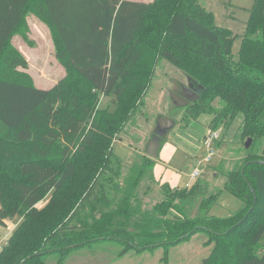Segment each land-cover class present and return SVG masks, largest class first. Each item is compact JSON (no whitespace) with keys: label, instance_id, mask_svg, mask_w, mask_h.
Instances as JSON below:
<instances>
[{"label":"trees","instance_id":"obj_1","mask_svg":"<svg viewBox=\"0 0 264 264\" xmlns=\"http://www.w3.org/2000/svg\"><path fill=\"white\" fill-rule=\"evenodd\" d=\"M28 12L50 27L67 70L49 88L19 69L29 62L11 44ZM163 59L199 93L185 104L183 119L214 113L212 123H219L241 113L243 138L254 143L215 193L207 195L209 184L201 179L171 193L183 203L200 198L195 217L181 210L164 218L168 209L161 203L134 223L126 209L106 213L118 188L113 140ZM101 95L114 98V111L99 108ZM262 137L264 0H255L242 34L218 25L200 0H0V224L22 218L0 250V264H66L74 250L99 240L118 242L113 253L121 257L132 248L169 247L199 231L213 246L204 264H264V151L256 148ZM224 191L246 208L236 217L209 216Z\"/></svg>","mask_w":264,"mask_h":264},{"label":"rangeland","instance_id":"obj_2","mask_svg":"<svg viewBox=\"0 0 264 264\" xmlns=\"http://www.w3.org/2000/svg\"><path fill=\"white\" fill-rule=\"evenodd\" d=\"M200 2L214 12L218 25L231 28L235 34H242L255 0H200ZM11 44L20 50L29 62L28 68L19 69L29 74L38 87H52L67 75L66 67L57 56L56 43L50 27L34 12H28L23 27L14 34ZM240 45L241 37L233 44L235 54ZM189 82L187 75L170 61L163 59L159 62L151 86L139 108L114 137L113 152L120 160L118 173L114 175L115 186L118 188L112 190L115 201L106 213L113 215L120 209H126L132 213L131 222H134L140 217L141 219L146 217L147 211L153 210L156 205L165 203V209L168 210L161 215L164 218L173 219L181 214V210L186 216L195 217L199 212L200 198L191 203H183L172 199L171 196L175 195L171 193L175 194L178 189L188 187L186 185L191 183V172L198 168L200 175L192 182L198 179L205 181L209 184L207 195H211L224 187L228 171L240 169L243 165L247 148L245 144L249 138H243L244 115L240 113L233 121L227 119L219 123H212L214 113L203 114L198 120L183 119L186 103H179L176 100L169 102V93L172 94L175 89L182 93L184 91L182 86ZM214 106L218 109L222 103L217 99ZM99 108L114 111L116 109L114 98L101 95ZM162 118H170L172 124L162 127L160 123ZM214 132L218 136L213 144L214 152L210 161H207L209 151L204 140L206 135ZM155 136L161 137L164 141L161 147L162 154L172 156L165 167L166 172L170 171L171 178H175L174 174L181 176L182 185L169 184L171 187L169 191L162 189V184L166 182L156 179L154 166L147 161L149 157L145 153L146 146ZM251 138L250 146L254 143L253 137ZM256 144V148L263 152L264 137L258 139ZM50 196L47 195L39 203V207L46 205ZM125 197L128 200H125ZM123 203H126V206H123ZM174 204L177 207H173ZM245 208L246 204L241 199L224 191L209 216L236 217ZM20 219L22 218L17 216L7 220L10 228L0 224V250L8 242ZM128 228L132 231L139 230L134 228V224H130ZM208 238L207 232L199 231L187 241L169 247L161 245L141 250L132 248L121 257L113 253L121 248L118 242L99 240L88 247L74 250L66 259V264H204V259L213 249L212 245L206 243ZM49 263L56 264L53 259H49Z\"/></svg>","mask_w":264,"mask_h":264},{"label":"crops","instance_id":"obj_3","mask_svg":"<svg viewBox=\"0 0 264 264\" xmlns=\"http://www.w3.org/2000/svg\"><path fill=\"white\" fill-rule=\"evenodd\" d=\"M143 1H152V0H143ZM175 92H177L176 90H174V92H172V94L171 93H169L170 94V98H169V102H171V101H173L174 99H177L176 98V94H174ZM155 139V137H153L152 139H151V141H150V143L153 141ZM163 139L161 138L160 140H159V142L158 143H156V148H157V155L156 156H154V155H152V154H150L149 152H148V147H149V144L150 143H147V146H146V150H145V153H146V155L149 157V158H151L153 161H154V175H155V177H156V179L157 180H159V181H164V182H166V183H169V184H171L172 186H178V185H182L181 184V176L178 174H174L173 175V177H175V178H171L172 176V174H170V171L169 172H166V169H165V167H166V165H168L169 164V162H170V160H171V155L170 156H165L164 154H162L163 153V150L161 151V147H162V144H163ZM167 155H169V154H167ZM156 157V158H155ZM164 172H166V173H164ZM186 186H189L188 184L186 185ZM185 185H184V187H186ZM21 221V219L19 220V222ZM8 222H7V220H6V224H7ZM8 226V225H7ZM16 226H17V224H16ZM16 226H15V228H16ZM9 227V226H8ZM10 228V227H9Z\"/></svg>","mask_w":264,"mask_h":264},{"label":"water","instance_id":"obj_4","mask_svg":"<svg viewBox=\"0 0 264 264\" xmlns=\"http://www.w3.org/2000/svg\"><path fill=\"white\" fill-rule=\"evenodd\" d=\"M188 80L191 81L190 78H188ZM183 90L184 91L182 93H179V92L174 93V94H176V98L181 103L184 102L187 104L188 102H191V101L199 98L198 91L193 88V85L191 83L188 85H184ZM160 123H161L162 127H167V126H170L172 124V120L170 118H162ZM160 139H161V137L155 136V139L149 144L148 152L150 154H152L154 156L157 155L156 143H158ZM251 141H252V138L249 137L248 141L245 144L247 148L250 147ZM256 201H257V198H256Z\"/></svg>","mask_w":264,"mask_h":264},{"label":"built area","instance_id":"obj_5","mask_svg":"<svg viewBox=\"0 0 264 264\" xmlns=\"http://www.w3.org/2000/svg\"><path fill=\"white\" fill-rule=\"evenodd\" d=\"M217 136H218V134H217L216 132H214V133H209V134L206 135V137H205L204 142H205V144H206V146H207V149H208V151H209V155H208V157L206 158L207 161H210V158H211V156H212V154H213V152H214L213 144H214V142L216 141ZM199 175H200V169H198V168L194 169V170L191 172V175H190V182H191V183H190L189 185H191V184L193 183L192 181L195 180V179H197V178L199 177Z\"/></svg>","mask_w":264,"mask_h":264},{"label":"flooded vegetation","instance_id":"obj_6","mask_svg":"<svg viewBox=\"0 0 264 264\" xmlns=\"http://www.w3.org/2000/svg\"><path fill=\"white\" fill-rule=\"evenodd\" d=\"M188 84H190V82L188 83ZM188 84H186V85H188ZM194 88V87H193ZM181 89V88H180ZM176 90V89H175ZM182 90H183V86H182ZM177 91V90H176ZM178 92H179V90H178ZM177 101V102H179L180 103V101L178 100V99H174L173 101ZM175 103V102H174Z\"/></svg>","mask_w":264,"mask_h":264}]
</instances>
